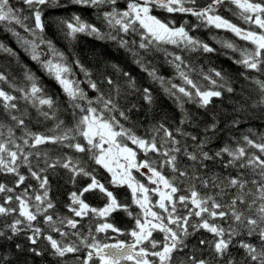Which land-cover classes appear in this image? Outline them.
Listing matches in <instances>:
<instances>
[{
	"label": "snow or ice",
	"instance_id": "snow-or-ice-1",
	"mask_svg": "<svg viewBox=\"0 0 264 264\" xmlns=\"http://www.w3.org/2000/svg\"><path fill=\"white\" fill-rule=\"evenodd\" d=\"M22 2L30 10L34 26L30 27L25 23L29 17H21L18 13L22 10L15 9L10 4V0H0V23H15L33 37L32 39L21 37L19 33L13 31L22 46H25V50L30 51L31 59L39 63L44 71L57 82L66 95L69 105L73 109H78L81 115L74 127L64 128L62 127L64 122L59 121L50 130L53 133L51 135L30 131L24 118L27 111L22 112L17 101L23 100L29 103L40 116L49 120L56 118V100L45 92L38 78L30 70H26L23 74L24 81H26L24 86L17 85L13 79H10L6 71H0V85H7L12 92L20 94L19 96L14 95L0 86V105H2L8 118L14 122V127L6 126L0 122V173L11 174L16 177L15 187L0 183V194H9L4 196L3 202H0V217H14L4 228H0V239L11 240L13 236L27 230L31 232V235L27 236L28 241L31 245H36L44 235L43 230L35 226L34 223L38 216L43 217L44 223L52 231L61 236H67L66 232H62L56 226L57 222L54 220L53 214H50V210L55 208V204L49 197L48 177L42 175L48 169H55L59 166L72 173L74 183L78 176L90 179V183L78 192L70 193V203L67 207L74 217L84 218L91 214L93 217L104 221L98 223L95 228L96 233H105L111 230L113 233L124 234L121 229L107 222V218L117 211L126 212L135 221V228L128 233L133 238L132 243L122 240H117L111 244L100 243L95 236L91 235L90 230V240L88 237H83L80 240L84 249L87 250L86 256L80 260V264H90L94 258L98 260V264H125V262H131V264H264V142L256 143L247 135L243 137L249 147L258 150L259 155L249 156L245 147L232 149L228 146L210 155L205 150L209 138L206 137L201 140L197 136L191 135L192 141L195 142L194 150L189 151L185 147L183 151V155L188 160L199 162L201 167H206L205 161L222 158L226 154L229 159L226 162L221 159L225 168L237 165L241 169L249 168L259 176V179L249 181L243 178V173L223 178L214 176L211 180L202 178L195 171L190 176L186 168L182 169L179 166L177 154L181 152V148L177 145L180 141L175 138L173 131L165 127L164 124L161 123L158 127L153 128L154 133L163 132L162 143L158 145L155 135L151 139L140 137L120 122V119L125 121L130 119L128 112L135 109L136 105L133 104L127 111L120 109L116 99L120 95V88L114 84L111 78H107L106 83L114 86L116 98L111 95L106 96L101 92L97 82L91 79L90 71L79 60L73 61L76 67L88 78V87L99 93L95 101L90 99L84 89L79 86L80 82L72 78L74 75L72 64L67 62L64 53L56 49L51 40H46L43 36L45 25L42 21L41 6H59V0H22ZM71 2L91 7L111 5L110 11L103 12V19L106 23L112 28L118 27L119 31L126 34L129 32L138 33L141 37L138 44L139 49L147 51L151 46L156 45L157 50L164 51L166 56L171 57L168 63L173 65L183 84L190 86L171 84V88L165 90L171 95H175V92L172 91L175 89L189 99L195 96L198 98L201 107H207L213 98L222 96V91L217 89L225 88L227 84L225 76L220 71L210 70L211 74H204V79L209 81L212 87L202 90L184 70L188 67L184 58L181 55L167 52L166 49H160L159 45L182 46L190 51L201 50L204 53L214 52L215 49L191 36L184 25L176 27L172 23L157 18L152 14L154 8L162 9L170 14H190L207 26L230 31L242 40L250 42L253 45L252 50H242L241 58L237 63L243 65L247 70L264 73V0H209L203 7L197 6V0H128L125 10H119L115 7L117 0H71ZM225 4L234 5L243 22L254 25L257 30H253L251 27L244 29L220 15L218 10ZM62 23L68 30V36L72 38H75L77 33L85 32L88 35L104 38L97 27L82 21L79 16H74L71 21H62ZM111 38L115 39V37ZM120 44L122 47H127L128 41L121 39ZM41 45L46 46L50 58L42 59L45 53L38 51ZM224 46L235 50L232 43L226 42ZM0 51L15 55L4 44H0ZM133 55H138V53L134 52ZM136 62L140 63L139 60ZM144 70L148 71V75L154 80H158L161 84L165 83L164 78L159 76L154 69L148 70L145 67ZM124 76L128 78L129 89L140 91L136 87L135 80L128 73H124ZM214 77L225 83L218 84ZM252 82L256 85L260 95L259 100H256L252 107L264 109V80L253 79ZM226 91L231 93L234 89L227 86ZM142 94L143 100L151 104L150 90L144 88ZM81 102H86V106ZM94 103L101 104L102 107L98 109L93 106ZM16 113L20 114L17 115ZM113 113H118L120 119ZM186 119L181 120V124L185 123ZM5 127H7L6 136L3 131ZM16 128L23 132L19 138L15 134ZM215 128L216 125L212 124L210 129H205V131H214ZM176 132L182 135H190L183 133L181 129H176ZM80 138L83 139V143L80 142ZM18 139L22 143L17 142ZM124 140L131 141L145 155L152 152L163 156L161 168L167 166L172 173L178 175H174L170 179L160 169L153 166L154 162L147 159L137 162V152L124 143ZM169 142L173 147L161 151L163 145ZM45 144L61 145L77 153H89V158L110 174V184L114 186L126 185L131 190L132 203L138 206L141 214L133 216L129 205L120 203L114 193L98 180L96 175L82 166L79 160L74 161L67 156L63 159L60 157L51 159L47 152L25 151V148L38 149L39 146ZM33 156L37 158L38 163L42 158L46 167L34 170L30 159ZM21 166L27 167L31 177L39 182L41 191L34 197L29 196L27 188L13 195L16 188L23 185L26 180L25 175L19 171ZM133 169L138 172L141 169H146L147 173H150L147 177L149 183L156 185V187L150 189L137 181L132 175ZM141 174L145 175L146 173ZM181 177L189 181L199 180L204 188L211 186L219 189V191L215 195L201 194L196 185L190 183L186 190L187 194L177 196L180 188L175 181ZM249 184L252 187H249ZM161 185L163 189H161ZM230 190L235 191L230 193ZM94 191H98L106 199L103 207H92L84 199L86 193ZM150 192L159 196L155 205L150 198ZM225 195H230V199L226 202L216 198ZM33 199L34 204L32 203ZM13 202L16 206H12ZM178 205L184 207L185 215L179 214ZM155 207L167 215L155 211ZM193 217L197 218L195 223L192 221ZM218 220L227 221L228 227L225 228L222 224L217 223ZM65 222L72 229H76L79 223L75 218L65 217L59 220L60 224ZM200 230L210 233L212 239H200L198 243L201 247H193L190 253H186L184 258L178 261L175 254L183 252L188 247L185 240ZM154 231L164 234L163 242L153 238ZM74 234L79 235L78 233ZM244 236L258 239L259 246L244 239ZM238 237L240 239L237 241V246L243 250V255L236 259L232 256L230 248ZM44 238L58 257L81 252L80 247L74 244H61L52 235H47ZM145 243L150 245L151 251L144 246ZM16 247L20 248V245L17 244ZM206 249L210 253L207 258L203 255ZM31 251L40 255L35 247L31 248ZM197 252L201 254L197 255ZM149 257L156 259L150 260ZM5 259L0 257V261ZM77 259L80 258L77 257Z\"/></svg>",
	"mask_w": 264,
	"mask_h": 264
},
{
	"label": "trees",
	"instance_id": "trees-1",
	"mask_svg": "<svg viewBox=\"0 0 264 264\" xmlns=\"http://www.w3.org/2000/svg\"><path fill=\"white\" fill-rule=\"evenodd\" d=\"M209 0H197V6H205ZM128 0H117L115 7L119 10H125L127 7ZM10 4L15 9L22 10L18 14L28 16L29 20L25 23L32 27L33 19L31 12L28 7L23 4L22 0H10ZM43 15L42 21L45 25L43 36L46 40H51L55 45L56 49L63 52L67 58V62L72 64L74 75L73 79L80 82V87L84 89L88 97L95 101L99 93L94 92L88 87L87 77L82 73L79 68L73 63L75 60H79L91 73V79L96 81L100 91L106 96L111 95L116 98V92L114 86H110L106 83L107 78H111L115 85L120 88V95L117 99V103L121 110L127 111L133 104L136 108L131 112H128L130 119L125 121L120 119L118 113H113L120 119V122L124 124L126 128H130L136 135L151 139L153 135L156 136L158 145L162 143L163 132L154 133L153 128L158 127L161 123L164 124L169 130L173 131L175 138L180 141L177 147L181 148V152L178 155L179 166L182 169H187L191 176L195 171L199 176L205 179L211 180L214 176L227 177L229 175L236 176L238 173H243L244 179L251 181L252 179H259V176L249 168L241 169L239 166L225 168L221 159L225 162L229 157L225 154L222 158H218L212 161H205L206 167H201L199 162H192L188 160L184 155L183 151L185 147L189 151L194 150L195 142L192 141L191 135H195L198 139L209 138L208 144L205 148L210 155L219 151L225 146L232 149L237 147H245L249 156L256 154L259 155L257 149L249 147L244 141L245 135L249 136L256 143L264 142V109L260 107H252V104L259 100L260 95L256 85L252 82L253 79L264 80V73L247 70L243 65L237 63L241 58L242 50H252L253 45L237 37L234 33L224 30L216 29L212 26H207L201 21L197 20L196 17L190 14L183 13H167L166 11L158 8H154L152 14L157 16L164 22L172 23L174 26L179 27L184 25L189 34L196 39L208 44L210 47L215 49L214 52L204 53L201 50L190 51L175 45H159L160 49H166L167 52L181 55L184 58L187 68L184 70L188 73L189 77L193 79L202 90H207L212 87L209 81L204 79V74H211L210 70L222 72L225 76L227 84L225 88H218L217 90L222 91V96L219 98H213L212 102L207 107H201L198 102V98L193 96L192 99L184 97L183 94L179 93L175 89V95H171L166 88H171V84L180 86L190 87L183 84L182 79L179 77L173 65L168 63L171 57L166 56L164 51L157 50V46H151L147 51L139 49L138 44L140 42V35L138 33H123L117 28L110 27L103 19V12L110 11L111 5H103L100 7L83 6L79 4H73L71 0H59V6L48 5L41 6ZM219 14L229 19L232 23L238 26L249 29L250 25L243 22L238 15V10L234 5L225 4L219 10ZM74 16H79L82 21L87 24L97 27L103 34L104 38H98L95 35H88L85 33H77L75 38L68 36L67 28L62 21H71ZM15 23L6 24L0 23V44H4L7 48H10L15 55L9 54L4 51H0V71H6L10 79H13L19 86H24L23 74L26 70H30L39 80L43 86L45 92L53 96L56 100L57 110L56 118L45 120L39 115L37 110L33 108L29 103L23 100H18L17 104L21 111H27L25 123L28 129L36 133H44L47 135L53 134L50 130L53 129L59 121H63L62 127H74L80 118L81 113L78 109H73L69 103L66 95L63 93L57 82L50 77L39 63L31 59L30 51L25 50V46H22L17 36L13 34V31L20 34L21 37L32 39L29 35L22 34V30L15 27ZM9 29H12L11 31ZM111 37H115L112 39ZM124 39L128 41L127 47H122L120 40ZM135 41V43H133ZM232 43L235 46V50L225 47V43ZM45 55L42 59L50 58V54L47 53V48L41 45L38 50ZM138 55H133V53ZM139 60L140 63L136 61ZM115 66V67H114ZM145 67L148 70H155L156 73L164 78L165 83L161 84L158 80H154L148 75V71H145ZM124 73H128L136 82V87L140 91H132L128 88L127 77ZM215 78V77H214ZM217 79L218 84H224V81ZM5 88L6 91L12 92L7 85H0ZM231 86L234 91L229 93L226 91V87ZM147 88L150 90L152 95V103H146L142 96V90ZM194 92V90H192ZM12 94L19 96V93L12 92ZM86 106V102H81ZM182 105V107H181ZM94 107L98 109L102 107L101 104L94 103ZM19 115L20 113H16ZM186 119V122L181 124V120ZM236 121V123H234ZM0 122L6 126H13L14 122L11 121L5 113L2 105H0ZM212 124L216 125L215 130L205 131L210 129ZM176 129H181L183 133L190 135H182L176 132ZM5 136L7 135V127L3 129ZM16 137L19 138L23 135L21 129H15ZM17 142L22 143L18 139ZM80 142L83 143V139L80 138ZM131 141L124 140L129 147ZM133 147V146H132ZM173 147L171 143L163 145L161 151ZM137 162L149 160L154 162L153 166L157 167L162 173L172 178L174 174L167 166L161 168V162L164 157L152 152L147 155L143 151L136 149ZM40 151L41 153L47 152L51 159L57 157H71L74 161L79 160L81 165L84 166L88 171L96 175L97 179L105 184L106 187L111 190L117 197L118 201L122 204L129 205L130 211L133 216L140 215L141 210L132 203V194L130 189L125 186H114L109 183L110 176L107 174L105 169L96 165L93 160L89 158V153H77L74 150L63 147L61 145L45 144L39 146L38 149L25 148V151ZM31 159L32 167L34 170L45 168L46 165L41 158L39 163L37 158L33 156ZM20 173L25 175L26 180L23 185L16 188L14 194L22 192L25 188L28 189L29 196H33L41 191L39 182L31 177L28 168L21 166L19 169ZM258 172V170H257ZM141 173H147L146 169H141V172H134L133 176L140 183L145 184L147 187L154 188L156 186L147 182L144 178L145 175ZM46 175L49 180V197L55 204V208L50 210V214H53L54 220H56V226L61 229L62 232H66L67 236H61L59 233L52 231V229L44 223L43 217L38 216L35 226L40 227L43 230V236L38 240L36 245H31L27 239L31 232L25 230L20 234L13 236L11 240L0 239V257L6 258L0 261V264H80L86 256V249L80 243L81 238L95 236L100 243H115L117 240L125 242L132 241V237L128 235L135 228V221L133 217H130L124 211L114 212L107 218V222L112 223L115 227L121 229L124 233H113L108 230L105 233H96L95 228L98 223L104 222L100 218L93 217L91 214L84 218L74 217L73 213L68 210L70 203V193L73 191H79L81 188L90 183V179L83 176L76 177L75 183L72 180V173L62 167H56L55 169H48L42 173ZM16 177L11 174L0 173V183L7 184L10 187H15ZM179 186L180 191L176 194L186 195L187 188L190 183H194L196 188L201 194L215 195L219 189L204 188L203 185L196 181H189L186 178H179L175 181ZM31 186V187H29ZM249 187H252L249 184ZM235 190H230L234 192ZM5 195L0 194V202H3ZM151 200L155 205V199L157 195L150 193ZM218 200L226 202L230 199V195L223 197L217 196ZM84 199L92 207H103L106 203V199L98 192L86 193ZM34 204V199L32 200ZM12 206H16L13 202ZM178 212L181 215L186 214V210L183 206L178 205ZM155 211L161 212L159 208H154ZM167 215L166 213H162ZM75 218L79 221L76 229H72L67 226L66 222L60 224L61 218ZM14 217H0V228H4L7 223H10ZM195 217L192 218L193 223L196 222ZM222 224L225 228L228 227L227 221H216ZM175 227V226H173ZM192 231V229H189ZM74 233H78L76 235ZM47 235H52L61 244H74L81 248V252L72 254L69 253L65 257H58L55 255L54 250L51 249L49 242L44 238ZM164 234L159 231L153 232V238L156 241L163 242ZM212 239V235L204 230L196 232L194 235L189 236L185 243L188 245L183 252H178L175 255L177 260L183 259L186 253H190L193 247L200 248L199 240ZM249 242L259 246L258 239L252 237H243ZM240 237L236 238L233 246L230 248L232 256L239 259L243 255V250L237 246V241ZM20 245L17 248L16 245ZM151 251L150 245L145 243L144 245ZM35 247L40 255H36L31 251V248ZM197 252V255H200ZM209 250H204L203 255L205 258L209 256ZM79 257L80 259H77ZM154 260V259H153ZM90 264H98L97 260H93ZM125 264H129L125 262Z\"/></svg>",
	"mask_w": 264,
	"mask_h": 264
},
{
	"label": "rangeland",
	"instance_id": "rangeland-1",
	"mask_svg": "<svg viewBox=\"0 0 264 264\" xmlns=\"http://www.w3.org/2000/svg\"><path fill=\"white\" fill-rule=\"evenodd\" d=\"M29 20V19H28ZM27 21V20H26ZM33 25H34V20H33ZM15 27H18V29H21L22 30V34H24V35H29L27 32H25L24 31V29L23 28H21L19 25H15ZM30 36V35H29ZM130 144H131V148H133V147H135L136 149H138L135 145H133L131 142H130ZM133 146V147H132ZM105 147H106V145H105ZM133 150H134V148H133ZM139 150V149H138ZM106 171V170H105ZM107 172V171H106ZM134 172H136V170L135 169H133L132 170V175H134L133 173ZM138 172V171H137ZM139 172H141V170L139 171ZM107 174L110 176V174L107 172ZM148 175L147 174H145V179L147 180V182L149 183V181H148ZM110 179H111V176H110ZM154 186H156V185H154ZM161 187V189H163V186L161 185L160 186ZM131 191V190H130ZM150 193H153V192H150ZM150 193H149V195H150ZM156 194V193H155ZM157 195V194H156ZM150 198H151V195H150ZM158 199H159V196L157 195V197H156V199H155V203H156V201H158ZM156 208H158V207H156ZM149 259L150 260H153V259H156V258H154V257H149Z\"/></svg>",
	"mask_w": 264,
	"mask_h": 264
},
{
	"label": "flooded vegetation",
	"instance_id": "flooded-vegetation-1",
	"mask_svg": "<svg viewBox=\"0 0 264 264\" xmlns=\"http://www.w3.org/2000/svg\"><path fill=\"white\" fill-rule=\"evenodd\" d=\"M249 25V24H248ZM250 27L253 29V30H257V29H255V26L254 25H250ZM132 241L130 242V241H128L127 243H132L133 242V238L131 239ZM96 260V259H95ZM97 262H98V260H97ZM128 263H130L131 264V262H128Z\"/></svg>",
	"mask_w": 264,
	"mask_h": 264
},
{
	"label": "water",
	"instance_id": "water-1",
	"mask_svg": "<svg viewBox=\"0 0 264 264\" xmlns=\"http://www.w3.org/2000/svg\"><path fill=\"white\" fill-rule=\"evenodd\" d=\"M108 244H111V243H108ZM95 259V258H94Z\"/></svg>",
	"mask_w": 264,
	"mask_h": 264
}]
</instances>
